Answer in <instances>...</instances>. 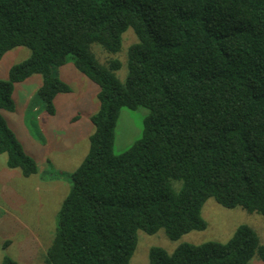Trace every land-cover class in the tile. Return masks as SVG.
I'll return each mask as SVG.
<instances>
[{"label":"trees","instance_id":"1","mask_svg":"<svg viewBox=\"0 0 264 264\" xmlns=\"http://www.w3.org/2000/svg\"><path fill=\"white\" fill-rule=\"evenodd\" d=\"M131 29L124 82L117 59L101 64L97 45L119 53ZM29 57L0 80V155L24 177L35 161L1 115L13 112L14 86L33 75L48 115L70 88L52 75L68 59L98 87L89 152L70 175L45 264H129L137 233L170 241L204 231L208 199L264 218V0H0V60ZM148 111L141 137L114 154L123 109ZM264 262L248 226L225 242L151 248L149 264ZM0 264H17L3 257Z\"/></svg>","mask_w":264,"mask_h":264},{"label":"rangeland","instance_id":"2","mask_svg":"<svg viewBox=\"0 0 264 264\" xmlns=\"http://www.w3.org/2000/svg\"><path fill=\"white\" fill-rule=\"evenodd\" d=\"M131 29L122 35L119 53L110 55L93 46L99 63L117 59L121 68L115 76L121 82L127 75L126 53L136 43ZM30 55L24 47L7 52L0 60V80L8 79L10 68ZM52 75L65 83L70 92L58 94L55 114L48 115L37 95L42 84L40 75H33L14 86L13 112L1 115L36 164V174L24 177L19 169H9L5 154L0 155V263L7 256L17 264H45V256L57 228V215L71 185V174L89 152V137L94 133L90 118L97 112L98 87L80 74L69 58L62 67H53ZM148 111L123 109L115 130L114 154L120 155L141 137V128ZM206 223L204 231H192L177 241H170L163 230L148 236L137 233V246L129 264H149L151 248L168 253L181 244L200 245L214 241L227 242L242 225L250 227L264 244V218L241 208L225 209L208 199L201 210ZM250 264H264L254 256Z\"/></svg>","mask_w":264,"mask_h":264}]
</instances>
